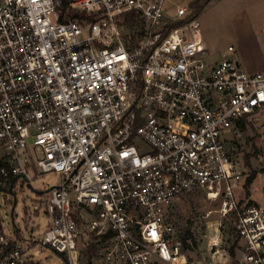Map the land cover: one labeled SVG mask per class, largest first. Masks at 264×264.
Listing matches in <instances>:
<instances>
[{
	"label": "built area",
	"instance_id": "obj_1",
	"mask_svg": "<svg viewBox=\"0 0 264 264\" xmlns=\"http://www.w3.org/2000/svg\"><path fill=\"white\" fill-rule=\"evenodd\" d=\"M170 2L0 0V264H33L38 245L89 264L93 244L106 264H198L170 216L198 190L238 215L243 262L264 264V208L240 209L230 144L264 110V68L246 71L232 45L208 65L195 10ZM30 166L60 180L35 205L48 227L23 237L1 201L31 185Z\"/></svg>",
	"mask_w": 264,
	"mask_h": 264
},
{
	"label": "rangeland",
	"instance_id": "obj_2",
	"mask_svg": "<svg viewBox=\"0 0 264 264\" xmlns=\"http://www.w3.org/2000/svg\"><path fill=\"white\" fill-rule=\"evenodd\" d=\"M168 7L190 6L195 0H171ZM79 14V12H77ZM204 40L208 46L205 59L208 65L219 61L230 45L235 57L248 72L264 68V0H208L197 15ZM252 68L254 70H250ZM230 144L235 159L244 171L243 186L238 191L240 209L249 206L264 208V110L245 118V128L234 124ZM31 185L20 178L14 195L2 199V216L6 231L14 234L18 229L23 237L41 236L50 223L44 208L36 210L42 192L59 183L57 172H42L30 166ZM255 179L246 187L247 179ZM220 200H211L206 191L198 190L177 197L171 207L174 235L182 240L190 262L198 264H247L243 262L245 240L236 230L238 215L222 216ZM208 211H213L207 216ZM187 232L190 235L187 238ZM186 239H183V236ZM218 245L211 248V241ZM235 246V256L230 249ZM94 250L86 253L89 264H106ZM33 264H66L64 255L52 248L32 249ZM221 257V258H220ZM242 259V260H241Z\"/></svg>",
	"mask_w": 264,
	"mask_h": 264
},
{
	"label": "trees",
	"instance_id": "obj_3",
	"mask_svg": "<svg viewBox=\"0 0 264 264\" xmlns=\"http://www.w3.org/2000/svg\"><path fill=\"white\" fill-rule=\"evenodd\" d=\"M208 0H195V1H193L192 2V6H193V8H194V14L195 15H198L199 14V12H200V10L204 7V5L206 4V2H207ZM132 22V24H133V20L131 21ZM238 124H239V126H241V128H245V118H242V119H239L238 120V122H237ZM255 179V177L254 176H250L248 179H247V182H246V187L248 188L249 186H250V184L253 182V180ZM253 204H255V203H253V202H250L249 203V206L250 205H253ZM190 235V233L189 232H187V238H188V236ZM186 236L184 235L182 238L183 239H186ZM235 246L236 245H234V246H232L231 247V249H230V255L233 257V256H235ZM92 250H94V247H90V252L92 251ZM93 252V251H92ZM89 263H91V261H89Z\"/></svg>",
	"mask_w": 264,
	"mask_h": 264
},
{
	"label": "water",
	"instance_id": "obj_4",
	"mask_svg": "<svg viewBox=\"0 0 264 264\" xmlns=\"http://www.w3.org/2000/svg\"><path fill=\"white\" fill-rule=\"evenodd\" d=\"M10 191H11V193L14 195V197H15V203H16V194L13 192L12 187H11Z\"/></svg>",
	"mask_w": 264,
	"mask_h": 264
},
{
	"label": "crops",
	"instance_id": "obj_5",
	"mask_svg": "<svg viewBox=\"0 0 264 264\" xmlns=\"http://www.w3.org/2000/svg\"><path fill=\"white\" fill-rule=\"evenodd\" d=\"M248 69H250V68H248ZM250 70H254V69L251 68ZM261 70H262V69H261ZM254 71H259V70H254ZM220 258H221V257H220ZM241 260H242V259H241Z\"/></svg>",
	"mask_w": 264,
	"mask_h": 264
}]
</instances>
